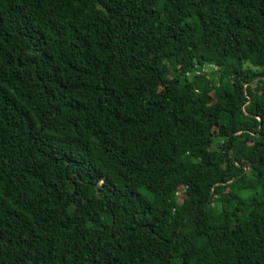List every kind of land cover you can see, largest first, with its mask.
Returning <instances> with one entry per match:
<instances>
[{"label": "trees", "instance_id": "trees-1", "mask_svg": "<svg viewBox=\"0 0 264 264\" xmlns=\"http://www.w3.org/2000/svg\"><path fill=\"white\" fill-rule=\"evenodd\" d=\"M0 264H264V0H0Z\"/></svg>", "mask_w": 264, "mask_h": 264}, {"label": "built area", "instance_id": "built-area-1", "mask_svg": "<svg viewBox=\"0 0 264 264\" xmlns=\"http://www.w3.org/2000/svg\"><path fill=\"white\" fill-rule=\"evenodd\" d=\"M211 68L213 70H216V68L214 66H204L203 68H201V73H207L208 69Z\"/></svg>", "mask_w": 264, "mask_h": 264}, {"label": "rangeland", "instance_id": "rangeland-1", "mask_svg": "<svg viewBox=\"0 0 264 264\" xmlns=\"http://www.w3.org/2000/svg\"><path fill=\"white\" fill-rule=\"evenodd\" d=\"M178 194H179L180 196H182V194H183V189L180 190Z\"/></svg>", "mask_w": 264, "mask_h": 264}]
</instances>
